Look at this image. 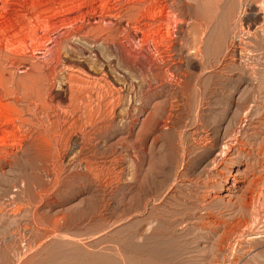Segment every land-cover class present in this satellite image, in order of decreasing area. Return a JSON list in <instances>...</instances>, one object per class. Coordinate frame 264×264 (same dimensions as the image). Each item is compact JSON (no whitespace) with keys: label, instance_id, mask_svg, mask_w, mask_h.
<instances>
[{"label":"rangeland","instance_id":"obj_1","mask_svg":"<svg viewBox=\"0 0 264 264\" xmlns=\"http://www.w3.org/2000/svg\"><path fill=\"white\" fill-rule=\"evenodd\" d=\"M143 1L0 0V264H264V0Z\"/></svg>","mask_w":264,"mask_h":264},{"label":"bare ground","instance_id":"obj_2","mask_svg":"<svg viewBox=\"0 0 264 264\" xmlns=\"http://www.w3.org/2000/svg\"><path fill=\"white\" fill-rule=\"evenodd\" d=\"M145 1V0H144ZM143 1V2H144ZM150 1V0H148ZM138 2V1H137ZM152 6V5H151ZM151 9V8H150ZM153 10V9H152ZM151 12V11H150ZM152 15L149 16L150 21H155V15L151 12ZM46 21V20H45ZM147 22V21H146ZM15 23V21L13 22ZM146 24V23H144ZM39 25V24H38ZM46 25V24H45ZM12 22H8L5 23L0 32L3 33H7L9 30H11L12 28ZM147 26V25H146ZM32 27V26H31ZM43 27V26H41ZM53 27V26H52ZM49 28V27H48ZM14 29V28H13ZM32 29V28H30ZM35 32V31H34ZM36 36V35H35ZM12 39V38H11ZM32 40V39H31ZM44 40V39H43ZM256 127V126H255ZM250 128V126L248 127ZM258 128V127H257ZM257 133V132H256ZM255 133V134H256ZM254 134V135H255ZM233 143H236V145H234ZM228 148L226 151L222 150L220 153H218L217 157H223L224 159L226 158L227 160H230L233 165H236L235 163H237V161H239V157H241V153H245L246 155H249L248 151H246V148L244 149L242 146L243 144L241 142H239V138L236 140H230V142L227 144ZM247 146V145H246ZM245 146V147H246ZM236 147V149H235ZM243 155V154H242ZM246 157V156H245ZM242 158V157H241ZM249 158V157H248ZM222 159V158H221ZM246 160V159H245ZM249 160V159H248ZM247 160V161H248ZM214 161V160H213ZM246 161V162H247ZM216 162V161H215ZM214 163V162H213ZM229 164V163H228ZM227 164V165H228ZM250 165H246V169L245 170H240L239 168L237 169L236 172H234L233 170H226L227 174L223 175L222 177V182L219 185V187H217L219 190L222 191H227V192H231L232 194L239 191L242 193L241 195V199H239L238 201L235 202L237 208L239 210H242L243 208L249 207L251 205L252 202L255 203H259L262 199L263 201V193H264V176H257L256 172L254 169H252L251 167H249ZM253 166V165H252ZM226 167V166H225ZM227 168V167H226ZM232 177L233 182L231 184V186L229 188H227V190H224V186L226 185V183L228 182L229 177ZM221 180V179H220ZM226 187V186H225ZM233 191V192H232ZM218 197H222V196H218ZM230 203V202H229ZM229 205V204H228ZM253 205V204H252ZM256 206V205H253ZM222 222V221H221ZM210 222H207V224ZM223 223V222H222ZM216 224V223H214ZM212 225V224H211ZM220 227V226H219ZM214 233L209 231V233H204L207 234L206 238L210 239L212 236L211 234ZM215 234V233H214ZM203 235V234H202ZM155 247V246H154ZM160 249V248H159ZM149 250V248H148ZM151 250V249H150ZM158 250V249H157ZM145 251V250H144ZM160 251V250H159ZM147 252V251H146ZM145 252V253H146ZM150 253V252H149ZM158 253V252H156ZM142 254V253H141ZM159 254V253H158ZM151 255V254H150ZM153 257V255H152Z\"/></svg>","mask_w":264,"mask_h":264}]
</instances>
